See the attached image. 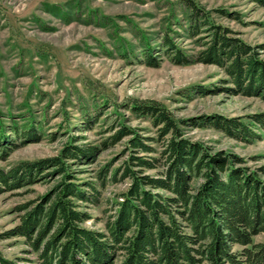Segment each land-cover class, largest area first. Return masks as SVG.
I'll list each match as a JSON object with an SVG mask.
<instances>
[{"label":"rangeland","instance_id":"rangeland-1","mask_svg":"<svg viewBox=\"0 0 264 264\" xmlns=\"http://www.w3.org/2000/svg\"><path fill=\"white\" fill-rule=\"evenodd\" d=\"M187 1L264 61L261 0H0V137L19 145L5 158L0 153V167L58 156L68 144L101 147L122 125L152 136L150 123L131 109L156 103L184 121L185 137L208 152L232 153L240 165L259 172L264 131L241 142L206 123L220 116L250 124L251 115L264 111V98L234 93L218 65H179L164 53L166 38L189 55L209 39L205 30L199 40L186 35ZM147 55L157 66L144 62ZM31 130L37 140L23 136ZM125 143L126 138L99 148L87 164H71L76 180H95L96 171L111 161V169L116 167ZM58 179L46 176L0 193V233L19 223L18 206L45 195ZM128 184L108 183L98 205H82L91 215L85 225L102 229L111 202ZM0 253L17 264H35V252L22 237L0 240Z\"/></svg>","mask_w":264,"mask_h":264},{"label":"trees","instance_id":"trees-1","mask_svg":"<svg viewBox=\"0 0 264 264\" xmlns=\"http://www.w3.org/2000/svg\"><path fill=\"white\" fill-rule=\"evenodd\" d=\"M187 6L186 35L199 40L205 30L209 39L195 55L164 39L170 61L218 65L234 93L264 98V61L203 9L191 1ZM144 62L157 66L151 55ZM131 110L150 123L154 135L122 125L101 147L68 144L58 156L0 167V193L59 176L45 195L18 206L23 208L19 223L0 233V240L22 237L35 252V264H264V166L252 171L232 153L208 152L183 135V120L156 103ZM206 124L251 142L258 138L255 130L264 131V111L251 115L250 124L220 116ZM23 134L37 140L33 130ZM4 138L0 153L5 158L19 145ZM124 138L125 157L116 167L111 169V161L96 171L95 180H76L71 164H87L99 148ZM126 179L129 184L111 202L103 228L86 226L91 215L81 206L98 205L108 183ZM0 264L17 263L0 253Z\"/></svg>","mask_w":264,"mask_h":264}]
</instances>
